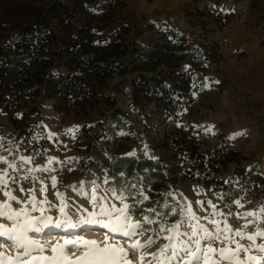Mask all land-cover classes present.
<instances>
[{
    "label": "rangeland",
    "instance_id": "obj_1",
    "mask_svg": "<svg viewBox=\"0 0 264 264\" xmlns=\"http://www.w3.org/2000/svg\"><path fill=\"white\" fill-rule=\"evenodd\" d=\"M105 1L109 0H99L100 3ZM112 1H122L127 7L123 14H118L109 22L108 31L117 29L121 24L129 25V44L135 43L139 48L147 47L167 26L185 34L190 40V46L187 60L181 65L183 70L190 69L192 60L198 55L201 35L218 42L219 50L212 53L211 58L215 60L207 63L206 71L202 72V67L192 68L190 79L193 102L184 106L177 121H167L165 115L158 111L154 100L145 106L135 104L132 83L138 78L136 73L114 75L106 81L92 79L88 82L92 89L104 84L103 93L112 96L127 113V116H118L113 121H109L112 111L104 103L91 102L95 105L93 108L87 107L84 111L77 109L68 113L58 111L55 101L43 100L40 116L35 114L26 121L30 137L18 139L19 131L0 113V156L17 166L22 165L19 184L24 188L47 185V198L54 206L45 215L53 222L62 223L61 228L46 229L36 238L47 247L57 244L64 246L65 240H95L100 244L112 237L109 243L123 241L124 237L109 233L95 223H84L86 219H93L92 212L99 211L90 199L94 188L97 196H108L112 203L118 202L111 198V188L123 191L125 195H133L138 189L146 192L149 200L138 205V208H154L155 213L146 212L145 215L154 217L157 221V224L146 225L153 229L148 235L155 239L152 247L146 250L150 253H158L169 243L163 238L167 233L157 234L158 224L170 226L180 219V205L191 203L197 216H211L213 209L205 203L202 211L197 201H211L219 212L232 213L225 216L217 214V221L226 219L233 228H242L248 224L244 229L245 235L264 230V211H260L264 206V184L257 190L244 193L239 199L243 207H239L235 202L222 203L215 184L206 187L202 182L187 178L180 170L177 178L159 192H149L142 182V175L135 170L124 172L123 181L119 184L108 186L105 183L109 179L107 167L115 158H165L159 143L176 135L184 142L199 145L202 153L220 146H230L237 156L226 167H221L219 177L224 182L229 181L232 173L239 167L254 170L264 177V0ZM198 8L207 9L205 12H211L213 16L201 18L192 15ZM219 12L233 15L232 21L225 27H220L217 23V19L222 17ZM201 21L207 22L209 32L202 29ZM148 23H154L157 30L147 31ZM98 26L103 27L104 23H98ZM201 55L199 53L198 56ZM164 69L167 67L164 66ZM57 71L68 72L65 68ZM168 73L169 71L165 74ZM146 75L150 77L153 74L148 72ZM50 133L54 135L50 136ZM239 133L243 135H237ZM21 156L32 157V163L24 164L20 160ZM49 158H54L51 165L48 163ZM169 163L175 165L174 159ZM5 167L6 165H0V168ZM38 167L51 168L52 171H33L29 174L28 169ZM8 171L11 173V169ZM24 176H29V179L26 181ZM53 176L57 180L55 188L51 187ZM32 177H38L39 180ZM97 185L99 187H95ZM10 187L14 190L13 194L21 199L26 200L32 195L20 193L16 185ZM56 192L64 196V202L68 205L65 211L71 218L70 223H64L65 217L59 212L63 204L56 197ZM36 195L38 200L44 199L39 193ZM3 199L5 198L0 195V200ZM142 199V196L137 195L135 200L127 202L132 204ZM41 207L48 208L46 204ZM170 208L176 209V216L171 215ZM248 212L254 215L241 218ZM33 215L39 216V213ZM95 218L100 219L99 216ZM0 224L10 226L6 220H0ZM73 224L75 227L71 226ZM182 231H190L187 224L182 226ZM233 238L249 248L247 254L241 253L246 264H264V252L256 247L264 244V239L257 237L254 246L247 239L241 240L239 236ZM140 239L143 242L146 237ZM213 246L224 247L219 242ZM122 247L127 249L129 246L124 243ZM0 253L10 257L16 255L14 249L3 246H0ZM47 254L51 256L50 252ZM248 256L256 259L248 261ZM129 259L133 264H140L136 252H129ZM151 259V256L146 257L143 264H148Z\"/></svg>",
    "mask_w": 264,
    "mask_h": 264
},
{
    "label": "trees",
    "instance_id": "obj_2",
    "mask_svg": "<svg viewBox=\"0 0 264 264\" xmlns=\"http://www.w3.org/2000/svg\"><path fill=\"white\" fill-rule=\"evenodd\" d=\"M126 7V3L112 0H0V113L19 131L18 139L30 137L26 121L35 114L40 116L43 100L55 101L58 111L68 113L93 108L91 102L104 103L112 111L109 121L127 116L112 96L103 93L104 84L97 89L88 86L92 79L106 81L114 75L136 73L138 78L132 83L135 104L145 106L154 100L167 121H177L184 106L193 102L190 72L195 67L206 71L219 43L201 35L198 55H202H196L191 68L183 70L190 46L185 34L167 26L149 46L139 48L129 44V25L108 31L109 22ZM218 14L222 16L217 19L220 27L233 19V15ZM192 15L213 16L201 10ZM101 22L103 27L98 26ZM201 27L207 31V22L201 21ZM146 30L156 31L157 26L148 23ZM59 68L68 72L57 71ZM148 72L153 75L147 76ZM159 147L165 155L159 160L115 158L107 167V185L119 184L121 174L135 170L149 192H159L180 170L206 187L215 184L219 197L223 194L221 202L233 204L264 184L262 175L243 167L232 173L227 184L219 177L221 167L237 156L230 146L202 153L199 145L176 135ZM173 159L175 165L169 163Z\"/></svg>",
    "mask_w": 264,
    "mask_h": 264
},
{
    "label": "snow or ice",
    "instance_id": "obj_3",
    "mask_svg": "<svg viewBox=\"0 0 264 264\" xmlns=\"http://www.w3.org/2000/svg\"><path fill=\"white\" fill-rule=\"evenodd\" d=\"M49 135L54 134L50 133ZM237 135H243V133ZM53 159L49 158V165ZM20 160L24 164H31L33 158L21 156ZM0 165H6L5 168H0V195L5 198L0 200V220L10 223V226L0 224V246L12 248L16 252L14 257L0 253V264H133L129 259V252L138 253L140 264H143L148 256L152 257L148 264H246L241 253L247 254L249 248L244 247L239 240L233 237L239 236L241 240L247 239L254 246L257 237L264 239V230L245 235L244 229L248 227V224L243 225L242 228H233L228 225L226 219L217 221L215 219L217 214L225 216L232 215V213L219 212L217 206L211 201H197L196 203L201 206L202 211L205 203L213 209L211 216H197L191 203L180 205V219L174 221L170 226L158 224L157 234L167 233L163 238L169 243L165 244L158 253H150L146 250L152 247L155 239L152 235H148L153 229L146 225L157 224V221L154 217L145 215L146 212L155 213L154 208H138V205L149 200L146 192L143 189H138L133 195H125L123 191L111 188L109 190L111 198L118 202L112 203L108 196H97L94 188L90 199L93 206L99 211L92 212L93 219H86L84 223H95L107 229L109 233L122 236L125 239L109 243L112 237H108L100 244L95 240H65L64 246L57 244L54 247H47L36 237L46 229L62 227L61 222H53L45 215V212L54 206L47 198V185L39 188H24L19 184L22 165L17 166L3 156H0ZM9 169H11V173L8 171ZM33 171L50 172L52 169L47 167L28 169L29 174ZM24 179L27 181L29 176H24ZM32 179L39 180L38 177H32ZM229 182L225 181L226 184ZM56 184V177L53 176L51 187L55 188ZM11 185H16L20 193H32V195L26 200L21 199L13 194L14 190L10 187ZM131 187L136 186L131 185ZM36 193H39L44 199L38 200ZM55 195L63 204V207L59 208V212L65 217L64 223H70L71 218L65 211L68 205L64 202L63 194L56 192ZM137 195L142 196L143 199L132 204L127 202L135 200ZM169 195L172 194L169 193ZM181 195L183 194L181 193ZM219 198L223 199V194ZM177 203L179 205V202ZM42 204H46L48 208H42ZM235 204L243 207L239 199L235 200ZM169 211L172 216L177 215L175 208H170ZM260 211H264V206ZM37 212L39 216L33 215ZM252 215H254L252 212H248L245 217L241 218ZM97 216L100 219H96ZM201 221L207 223L204 224ZM184 224L188 225L190 231H182ZM71 226L75 227L74 224ZM141 237H146V239L142 242ZM217 242L223 244L224 247H214L213 245ZM124 243L128 244L127 249L122 247ZM256 247L259 251L264 252V244ZM49 252L51 256L47 254ZM255 259L254 256L247 257L248 261Z\"/></svg>",
    "mask_w": 264,
    "mask_h": 264
},
{
    "label": "crops",
    "instance_id": "obj_4",
    "mask_svg": "<svg viewBox=\"0 0 264 264\" xmlns=\"http://www.w3.org/2000/svg\"><path fill=\"white\" fill-rule=\"evenodd\" d=\"M198 10H201V11H206V12H207V9H201V8H198Z\"/></svg>",
    "mask_w": 264,
    "mask_h": 264
}]
</instances>
